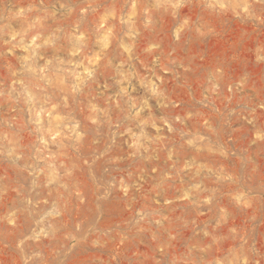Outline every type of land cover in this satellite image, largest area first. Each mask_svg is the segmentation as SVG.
I'll list each match as a JSON object with an SVG mask.
<instances>
[{"label": "rangeland", "instance_id": "374dc122", "mask_svg": "<svg viewBox=\"0 0 264 264\" xmlns=\"http://www.w3.org/2000/svg\"><path fill=\"white\" fill-rule=\"evenodd\" d=\"M0 264H264V0H0Z\"/></svg>", "mask_w": 264, "mask_h": 264}]
</instances>
